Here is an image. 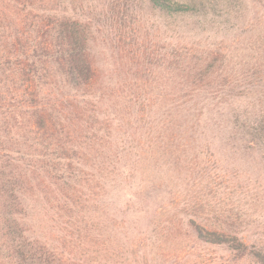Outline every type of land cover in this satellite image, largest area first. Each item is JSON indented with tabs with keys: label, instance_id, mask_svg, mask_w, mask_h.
Returning a JSON list of instances; mask_svg holds the SVG:
<instances>
[{
	"label": "trees",
	"instance_id": "16d2710c",
	"mask_svg": "<svg viewBox=\"0 0 264 264\" xmlns=\"http://www.w3.org/2000/svg\"><path fill=\"white\" fill-rule=\"evenodd\" d=\"M247 263L264 0H0V264Z\"/></svg>",
	"mask_w": 264,
	"mask_h": 264
},
{
	"label": "rangeland",
	"instance_id": "374dc122",
	"mask_svg": "<svg viewBox=\"0 0 264 264\" xmlns=\"http://www.w3.org/2000/svg\"><path fill=\"white\" fill-rule=\"evenodd\" d=\"M165 154L166 153L162 152L161 150H155L154 151L155 157L156 156L162 157L161 159H159V163L155 166L156 168L154 169V175H155L156 179L157 180L163 179L166 182V184L169 185L170 188L172 187L173 190H175L174 192L176 193L177 196L184 195L187 197V193L192 189H191V187H189L187 185L188 180H187V177L184 176L185 172L182 171V173H181L182 175H180L178 173V171H176L172 168V166H170L168 164H164L162 161H163V159L166 158L164 156ZM214 157H215V159L220 160V162L216 163V165L218 167V171L223 172L224 170H226L224 167L227 165V160L221 158L220 153H215ZM221 167L223 168V170L221 169ZM228 175L230 176V182H232V184H234V179L232 177V174L228 173ZM225 197L227 198V196H225ZM175 243H177V244L183 243L184 245H187L190 242H188L187 240H183V241H175L174 243H171V244L174 246V245H176ZM185 248H186V246H185ZM209 250H212V247L209 248ZM217 253H219V252H217ZM247 264H249V263H247Z\"/></svg>",
	"mask_w": 264,
	"mask_h": 264
}]
</instances>
